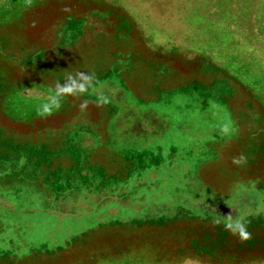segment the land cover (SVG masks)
<instances>
[{"label":"rangeland","instance_id":"rangeland-1","mask_svg":"<svg viewBox=\"0 0 264 264\" xmlns=\"http://www.w3.org/2000/svg\"><path fill=\"white\" fill-rule=\"evenodd\" d=\"M0 264H264V0H0Z\"/></svg>","mask_w":264,"mask_h":264},{"label":"clouds","instance_id":"clouds-1","mask_svg":"<svg viewBox=\"0 0 264 264\" xmlns=\"http://www.w3.org/2000/svg\"><path fill=\"white\" fill-rule=\"evenodd\" d=\"M31 2V0H29ZM91 91H95V73L74 72L68 73L63 83H56L51 89V94L46 98L45 102L38 108V115L42 117L50 116L54 111L59 110L61 101L65 97L82 96ZM80 107L86 108L87 102H83ZM247 161L244 154H238L232 158V164L240 167ZM222 224L226 231L236 236L241 242L251 238L247 224L241 217H233L231 214L227 216H219L216 221Z\"/></svg>","mask_w":264,"mask_h":264}]
</instances>
